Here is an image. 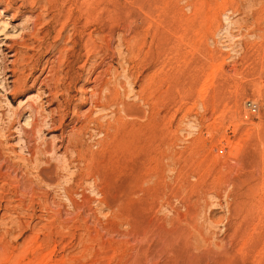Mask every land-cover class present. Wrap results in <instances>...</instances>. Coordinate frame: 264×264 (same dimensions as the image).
Listing matches in <instances>:
<instances>
[{
  "label": "rangeland",
  "instance_id": "obj_1",
  "mask_svg": "<svg viewBox=\"0 0 264 264\" xmlns=\"http://www.w3.org/2000/svg\"><path fill=\"white\" fill-rule=\"evenodd\" d=\"M1 32L32 183L0 182V264H264V0H0Z\"/></svg>",
  "mask_w": 264,
  "mask_h": 264
},
{
  "label": "bare ground",
  "instance_id": "obj_2",
  "mask_svg": "<svg viewBox=\"0 0 264 264\" xmlns=\"http://www.w3.org/2000/svg\"><path fill=\"white\" fill-rule=\"evenodd\" d=\"M2 3V2H1ZM9 3V2H8ZM12 3H10L6 8H5V10H3L2 12H1V16L2 15H5L6 13H8V12H10V10H11V5ZM2 5V4H1ZM1 36H5V34H2V32H1V34H0V37ZM6 41H8L9 40V37H5L4 38ZM0 43H1V41H0ZM89 43V42H88ZM23 44H25V43H21V45H23ZM4 46V45H3ZM44 43H42V50L44 49ZM14 50V48L12 47V46H10V51H13ZM87 50V49H86ZM89 54V53H88ZM10 57H13V56H10ZM21 61H23L22 59H19V58H16L15 60H14V62H13V65H14V69H12V73L13 74H19L21 71V73L20 74H22L23 75V73L24 74H26L23 70H25L26 71V66L27 65H25V67H22V69L21 70H18L17 69V66H20V63H21ZM46 65H44V68H42V73H46V71L48 70V64H50V59H47L46 60V63H45ZM38 65H39V63H38ZM30 67V66H29ZM28 70V69H27ZM31 70H32V68H31ZM33 71H34V69H33ZM19 72V73H18ZM59 70L58 69H56L55 67H52V68H50V71H49V73L52 75V78L54 79V78H56L58 75H59ZM8 76V75H7ZM23 77V76H22ZM67 78H71V75L70 74H67V76H66ZM66 77H65V79H66ZM9 78H11V77H9ZM9 78H5V81H3L4 83H5V89L6 90H8V89H10V88H8V85H9V82H8V79ZM8 82V83H7ZM21 82V81H20ZM20 82H18L19 83V85H18V83L16 84V85H18L19 87L18 88H13L14 89V92L15 93H18V91H21V89H24V87H25V84L24 83H20ZM61 82H57L56 84H60ZM0 85H4L3 83H2V81L0 82ZM15 85V86H16ZM52 86H50L49 88L47 87V90L44 92L45 94H46V92H49V93H51V90H52ZM113 99V98H112ZM106 100H108V97L106 98ZM111 101V100H110ZM26 104V103H25ZM96 104H98V102L96 103ZM101 105V104H100ZM249 105H251V104H248V108H249V110L251 109V107L249 106ZM104 106V105H103ZM253 106V105H252ZM27 107H28V104H27ZM31 108H32V111L34 110V105L33 106H30ZM99 107V106H98ZM100 107H102V105L100 106ZM105 107V106H104ZM23 108V110H24V108H25V105L22 107ZM36 109V108H35ZM22 110V109H21ZM22 110V111H23ZM251 111V110H250ZM32 113V112H31ZM33 113H36L35 111H33ZM40 113V112H39ZM20 114V113H19ZM34 115V114H33ZM37 115H38V111H37ZM41 115V114H40ZM1 117H2V115H1ZM34 117H37V116H31V117H29L27 120H26V122H25V124L23 125V129L22 130H24V131H22V132H24L23 133V135H25L24 136V138L26 137V135L29 133V131H31V133L32 132H36V130H38L39 129V118H34L35 120H32V121H30V119H33ZM38 117H40V116H38ZM3 118H4V116H3ZM3 118H1V120L3 119ZM9 118V117H8ZM17 118V117H16ZM6 121H7V119H5ZM9 120H11V121H8L7 122V124H5V122H4V125L2 126V133H3V138H5L6 139V142H8L9 141V139H10V137H12V135H13V133H14V131H13V129H14V122H13V120L12 119H9ZM3 121V120H2ZM47 121V123H48V121H51L52 123H54V118L53 117H50V119H48V120H46ZM1 122V121H0ZM47 123H45V124H47ZM41 125V124H40ZM41 127V126H40ZM38 132H40V131H38ZM15 134V133H14ZM11 140H12V138H11ZM5 142V141H4ZM3 141H0V161H4V165L6 166V167H11L12 168V165L10 164V158L7 156V155H5V144H6V142L4 143ZM45 149V148H44ZM29 151V153L31 154V159H28V158H24V157H21L20 159H18V160H20V161H23L25 164H27V166H29L30 164H33V162H34V160H33V158H36V161H39V162H41L42 163V161L44 160V158H43V155L46 153V149L43 151L42 150V148H40V147H38V148H36L35 147V150H28ZM5 167V168H6ZM17 167V166H16ZM18 168H20V167H18ZM26 168V167H25ZM4 169V166H2L1 168H0V182L4 185L3 187H10V188H14V189H16V191L14 190V192L16 193V192H20L19 190H20V188H22V187H25L26 189H28L29 188V185L31 186V181L29 180V172L28 171H25V169H24V166H23V169H24V171H25V174L27 175V177H26V179H25V181L24 182H22L21 184H20V186H18V185H16V183H14V180L12 179V177H10L9 175H5V174H3L2 173V170ZM9 169V168H8ZM37 173H38V175L39 176H42V172L45 170L44 168H42V167H38L37 168ZM41 178V177H40ZM14 185H15V187H14ZM32 188V187H31ZM4 189V190H3ZM2 189V191H5V188H3ZM24 189V188H23ZM8 191H9V189H8ZM32 191L33 192H36L37 193V191H36V189H32ZM17 194V193H16ZM15 195V194H14ZM13 196V195H12ZM23 196H25V195H23ZM22 198V197H21ZM26 199V198H25ZM19 200V199H18ZM17 201V200H16ZM24 201V200H23ZM22 201V203L20 202V204H19V206L18 207H23V202ZM14 202V200H12V203Z\"/></svg>",
  "mask_w": 264,
  "mask_h": 264
},
{
  "label": "built area",
  "instance_id": "obj_3",
  "mask_svg": "<svg viewBox=\"0 0 264 264\" xmlns=\"http://www.w3.org/2000/svg\"><path fill=\"white\" fill-rule=\"evenodd\" d=\"M248 104H251V105H249L250 107H251V111L252 112H256L257 111V108H256V106L254 105V104H252V103H248ZM253 105V106H252Z\"/></svg>",
  "mask_w": 264,
  "mask_h": 264
}]
</instances>
